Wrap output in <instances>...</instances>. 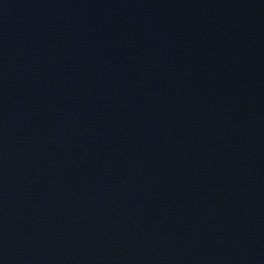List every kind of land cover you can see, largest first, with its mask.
<instances>
[{
    "label": "water",
    "instance_id": "obj_1",
    "mask_svg": "<svg viewBox=\"0 0 264 264\" xmlns=\"http://www.w3.org/2000/svg\"><path fill=\"white\" fill-rule=\"evenodd\" d=\"M158 264H264V138L209 196Z\"/></svg>",
    "mask_w": 264,
    "mask_h": 264
}]
</instances>
